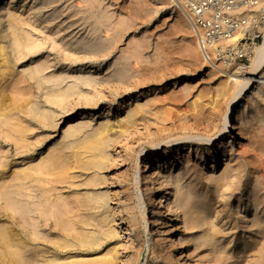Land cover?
<instances>
[{
	"label": "rangeland",
	"instance_id": "obj_1",
	"mask_svg": "<svg viewBox=\"0 0 264 264\" xmlns=\"http://www.w3.org/2000/svg\"><path fill=\"white\" fill-rule=\"evenodd\" d=\"M13 7L11 16L19 19L27 50L21 61H0V101L5 105L0 172H12L18 162L59 156L69 126L84 125L89 134L111 120L106 172L118 185L103 210H114L117 221L114 225L112 216L88 212L92 203L81 205L83 197L103 191L90 182L97 172L71 170L50 184L18 183L0 192V228L6 227L19 246L6 254L19 249L23 264H264V101L257 99L256 110L235 123L231 137L218 142L232 151L245 123L246 135L232 151V160L214 169L212 160L202 162L200 156L219 150L214 143L229 107L228 101L216 99L222 72L205 69L201 59L192 66L188 48L195 39L178 20L155 13L151 0H17ZM6 26L0 29V47L9 44L3 35ZM37 69L41 80L50 81L41 89L29 76ZM121 77L124 83H115ZM88 80L98 85H85ZM52 91L70 95L64 107L46 102ZM196 97L204 106L201 111L193 105ZM137 104L147 106L143 117L128 132L115 126ZM37 108L54 118L53 128L34 119ZM108 113L112 116L103 118ZM198 134L211 143L163 146ZM159 144L161 166L155 177L168 180L164 191L179 189L173 200L177 206L191 201L186 214L153 207L156 196L145 161ZM177 155L167 172L165 165ZM139 159L143 168L138 171ZM182 160L188 161L187 169L180 167ZM11 202L24 212L10 210ZM142 205L163 213L152 216L151 234ZM113 227L115 235L102 236ZM85 234L99 236L100 242L81 245ZM7 262L0 252V264Z\"/></svg>",
	"mask_w": 264,
	"mask_h": 264
},
{
	"label": "bare ground",
	"instance_id": "obj_2",
	"mask_svg": "<svg viewBox=\"0 0 264 264\" xmlns=\"http://www.w3.org/2000/svg\"><path fill=\"white\" fill-rule=\"evenodd\" d=\"M155 7L157 8L155 13H160L161 11L166 13L164 15L168 21L178 20L181 24V28L183 32H187L190 35V38H194V42L190 43V47L188 48V54L190 57V62L192 66L197 67L200 59L207 67L209 71L220 70L222 72L220 74L219 80L220 85L217 89L216 99H222L224 101L229 102V107L226 115L223 119L222 130L219 134V139L216 141L215 149H219L217 153L211 152L207 155V157L200 156L202 162L207 160H212L214 163V169L220 164L224 162H230L233 157L232 151L235 150L236 146L240 145L239 141L243 140L246 135V125L242 124L241 129H239V133L237 135L238 139L234 140V144L232 143V151L228 152L225 148L217 145L218 142L224 140V138L231 137L232 132L236 130L235 123L243 119V117L247 116L251 111L256 110L257 99H262L264 101V30L261 29L263 33L262 43L254 48V55L250 60V65L248 68L244 69L242 64L232 60L228 63H209L206 64L204 62L203 56L201 55V49L198 45V42L204 37L203 33L197 32L190 21L185 18L179 11H177L174 7V0H151ZM17 5V0H10V3L7 5L5 0H0V29L3 26L7 25L6 30L3 31L4 38L9 40L8 46L0 47V61L3 59L4 64H10L13 61H21L25 59L24 50H27V46L25 44V40L20 37L19 34V19L15 16H11V9H13ZM264 12V0H262L255 7H243L237 11V16L241 20H247L254 15L260 14ZM6 20V22H4ZM10 32V33H8ZM244 38V34L242 32L236 33L230 40L227 42L231 44L234 48L239 47L241 44V40ZM33 50V48H30ZM10 51V52H8ZM70 69V67H69ZM108 73L110 71V67L104 68ZM252 70V71H251ZM94 72L93 70H91ZM1 72V71H0ZM219 71H217L218 73ZM113 73V72H112ZM40 70L31 71L29 76L32 80L38 82V87L41 89L44 85L50 83L47 80L40 79ZM115 74V73H114ZM112 74V75H114ZM243 76L245 78L243 79ZM242 77V78H241ZM191 77L187 78V82L191 81ZM125 81L124 77H121L117 80V84L121 85ZM114 83V84H115ZM85 85L96 87L97 81L88 80L84 81ZM158 94V93H156ZM238 95L241 96L240 99H235L234 97ZM70 98L69 94H59L56 92H50L47 96L46 102L51 104L52 107L62 108L64 107V103L66 100ZM121 98V97H120ZM194 107L198 108V111H201L204 106H202L201 98L196 97L194 103ZM4 103L0 101V117L3 115L4 111ZM147 106H142L138 104L134 109H131L128 113V116L124 120L117 119L118 122L115 124L118 128H123L126 132H128L133 125H135L139 119L143 117V113L145 112ZM34 114L33 117L36 121L48 123L50 127L55 126V121L53 117H50L48 112L43 108H37L32 111ZM112 115L108 113L107 116L103 118H110ZM95 118H99L94 116ZM197 125V124H196ZM198 126V125H197ZM85 126L80 125L77 127L69 126L68 130L64 133V141L65 145L59 152V156L57 157H47L40 158L34 162L28 163H17V165L12 169V172L8 173V171L0 172V192L1 189L14 188L15 184L23 183L25 181H35L44 184H50L53 180L56 179L59 175H67V173L71 170H82L84 172H97V175L92 177L93 186H98L103 190L99 195H92L83 197L80 199L81 205L84 207L88 203H92L94 207L87 208L88 212H95L94 215L99 217H107V215L112 216V221L110 223L116 225V212L114 210H103L108 208L110 205L111 194H113V186H117V182L115 179L110 177L106 172V165L109 162V149L112 147V138L110 137V133L114 130L111 125V120H106L104 123L98 127L92 133H84ZM195 141L198 143H211L209 138L205 137L202 134H198L194 137V139L187 138L186 136L179 138L174 141L164 142V148H169L175 142H185V141ZM227 140V139H225ZM161 145H157L154 148V152H152L153 156H149L147 154V159L145 161L146 169L148 174L150 175L149 179L152 183V193L156 196L153 199V207L157 208V210L167 208V213L173 211V209L178 208L181 209L184 214L189 211L191 206V201H183L180 205L177 206V202L173 200L177 198V194L179 193V189L176 191L168 190L164 191V187L167 185L168 180H163L160 182L157 180L156 167L161 166L160 156L162 154ZM244 148V147H243ZM189 151H193V149L189 148ZM68 152L69 154H67ZM179 152V150H178ZM197 152V150H196ZM55 153V152H54ZM163 154H168L164 152ZM213 154V155H212ZM175 158H171L168 160L169 162L165 165L167 166V172L171 173L176 163ZM160 161V162H159ZM179 161V160H177ZM179 163V162H178ZM142 160H138V171L141 170ZM180 167L182 169L188 168V161L182 160L180 161ZM143 168V167H142ZM179 169V170H182ZM53 178V180H51ZM138 180V179H137ZM7 197L8 194H5ZM171 200V203L167 206V201ZM20 204L18 202H11L8 206L9 209L15 212L23 213L24 210L22 207L18 209ZM25 208V207H24ZM217 208H220L217 205ZM96 210H102L101 212H97ZM142 219L144 221V225L149 234V228L151 226V218L153 215L163 214L161 211H156L154 213L150 212L153 209H149L147 205H142ZM30 212V211H29ZM169 216V214H168ZM121 224H126V221L121 218ZM131 224L130 222L128 223ZM84 226H90V224H84ZM133 228V226H131ZM116 228H110L109 231L105 232L102 236H108L110 234L115 235ZM98 237V238H97ZM77 242V241H76ZM100 242L99 236L96 235H88L85 234V238L80 241L81 245L86 246H95ZM15 247H19L16 241H14V237L7 230L6 227L0 228V252L4 260L6 259L8 264H23L20 262V258L22 259V255L20 254V250L18 249L16 252H9L6 254V251L12 250ZM101 264H112V262H104Z\"/></svg>",
	"mask_w": 264,
	"mask_h": 264
},
{
	"label": "built area",
	"instance_id": "obj_3",
	"mask_svg": "<svg viewBox=\"0 0 264 264\" xmlns=\"http://www.w3.org/2000/svg\"><path fill=\"white\" fill-rule=\"evenodd\" d=\"M262 0H174V7L193 28L203 33L198 42L204 62L228 63L235 60L244 69L250 65L254 48L263 40L264 12L247 20H241L237 11L243 7H255ZM244 38L239 47L234 48L227 41L236 33Z\"/></svg>",
	"mask_w": 264,
	"mask_h": 264
}]
</instances>
